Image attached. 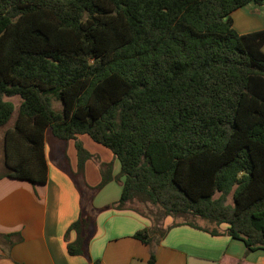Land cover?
<instances>
[{"label": "trees", "instance_id": "1", "mask_svg": "<svg viewBox=\"0 0 264 264\" xmlns=\"http://www.w3.org/2000/svg\"><path fill=\"white\" fill-rule=\"evenodd\" d=\"M248 4L264 0H0V128L15 113L0 177L43 184L45 134L86 135L118 163L113 209L156 207L133 235L151 246L146 264L170 227L207 231L161 228L168 217L264 251V29L238 34L231 18ZM74 145L81 175L91 155ZM89 203L70 256L87 253Z\"/></svg>", "mask_w": 264, "mask_h": 264}, {"label": "crops", "instance_id": "2", "mask_svg": "<svg viewBox=\"0 0 264 264\" xmlns=\"http://www.w3.org/2000/svg\"><path fill=\"white\" fill-rule=\"evenodd\" d=\"M231 18L238 34L262 30L264 4H248L234 11ZM75 141L98 161L88 159L81 175L77 174ZM75 141H60L49 132L45 134L47 173L43 184L0 177V264H89L94 260L100 264L147 263L151 246L133 235L149 228L150 220L127 206L113 209L121 192V182L115 179L117 161L86 135L77 136ZM101 165L110 168L102 169ZM103 174L111 178L90 190L101 183ZM83 198L90 202L93 217L87 232V253L70 256L66 247L75 241L76 234L68 229L79 216ZM172 224L165 218L162 228ZM198 227L208 232L188 225L170 227L152 245L155 264H264V251L246 252L242 241L225 233V225ZM6 235L10 237L3 238Z\"/></svg>", "mask_w": 264, "mask_h": 264}, {"label": "rangeland", "instance_id": "3", "mask_svg": "<svg viewBox=\"0 0 264 264\" xmlns=\"http://www.w3.org/2000/svg\"><path fill=\"white\" fill-rule=\"evenodd\" d=\"M8 101L12 102L13 105L15 106V108H17V106H18V104L20 102L19 98H17V97L9 98ZM55 107L58 108L59 106L58 105H55ZM14 116H15V113L12 116L11 120L8 122V124L5 127H1L0 128V174L4 172V168H5L2 165V160H3V156H2V152H3V149H2V136H3V132L5 131V128L10 127L12 125V122L14 121ZM95 145H97V144H95ZM97 146H99L98 148H101L105 152L109 153V151L107 149L103 148L102 146H100V145H97ZM91 159L93 161L95 160V162H98L97 161V158L94 157V156ZM101 168L102 169H107L105 167V165H101ZM101 174H102V170H101ZM82 200H83V204H85L84 198ZM126 206L129 207V208H131V209L137 210L140 213H143L146 217L148 215V217L150 218V222L151 223H153V221H155L154 220L155 219L154 217H156L155 216L156 207H153L150 204L139 203L137 201H134L131 204H127ZM154 211H155L154 214L151 213V212H154ZM168 219L169 220H172V223H175V224H179V223H182V222H186V223H191V224L196 225V226H201V227L206 228V229L216 228V225L215 224L209 223V222H207L205 220H202V219H200L198 217H192V216H187L186 218H171V217H168ZM159 223H160V226L162 228L163 221H161Z\"/></svg>", "mask_w": 264, "mask_h": 264}]
</instances>
